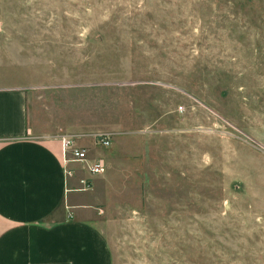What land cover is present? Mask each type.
Returning a JSON list of instances; mask_svg holds the SVG:
<instances>
[{
	"label": "rangeland",
	"instance_id": "obj_1",
	"mask_svg": "<svg viewBox=\"0 0 264 264\" xmlns=\"http://www.w3.org/2000/svg\"><path fill=\"white\" fill-rule=\"evenodd\" d=\"M0 18L31 34L30 135H111L79 144L105 165L112 264H264V0H0Z\"/></svg>",
	"mask_w": 264,
	"mask_h": 264
},
{
	"label": "crops",
	"instance_id": "obj_2",
	"mask_svg": "<svg viewBox=\"0 0 264 264\" xmlns=\"http://www.w3.org/2000/svg\"><path fill=\"white\" fill-rule=\"evenodd\" d=\"M24 20V32L0 27V264H112L100 229L99 175L66 168L59 136L30 135L26 95L34 77L25 79L33 62ZM89 178L92 188L79 191Z\"/></svg>",
	"mask_w": 264,
	"mask_h": 264
},
{
	"label": "built area",
	"instance_id": "obj_3",
	"mask_svg": "<svg viewBox=\"0 0 264 264\" xmlns=\"http://www.w3.org/2000/svg\"><path fill=\"white\" fill-rule=\"evenodd\" d=\"M181 110V109H180ZM86 137H92L94 144L103 148H107L111 145L110 134H92V135H61L59 140L63 151V163L68 167L70 164H81L87 171L90 177L101 175L105 172V165L102 159H98L95 162H90L87 158V151L79 142ZM67 176H72L73 171L71 169L66 170ZM91 178L80 180L79 191H89L92 188Z\"/></svg>",
	"mask_w": 264,
	"mask_h": 264
}]
</instances>
